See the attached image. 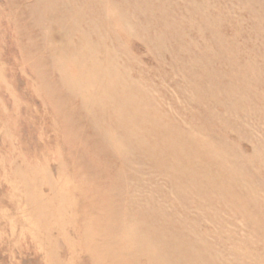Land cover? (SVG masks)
Returning a JSON list of instances; mask_svg holds the SVG:
<instances>
[{
	"label": "rangeland",
	"instance_id": "1",
	"mask_svg": "<svg viewBox=\"0 0 264 264\" xmlns=\"http://www.w3.org/2000/svg\"><path fill=\"white\" fill-rule=\"evenodd\" d=\"M0 264H264V0H0Z\"/></svg>",
	"mask_w": 264,
	"mask_h": 264
}]
</instances>
